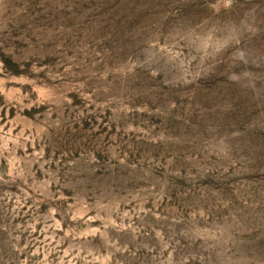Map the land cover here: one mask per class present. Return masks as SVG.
Listing matches in <instances>:
<instances>
[{
	"label": "rangeland",
	"instance_id": "obj_1",
	"mask_svg": "<svg viewBox=\"0 0 264 264\" xmlns=\"http://www.w3.org/2000/svg\"><path fill=\"white\" fill-rule=\"evenodd\" d=\"M0 264H264V0H0Z\"/></svg>",
	"mask_w": 264,
	"mask_h": 264
}]
</instances>
